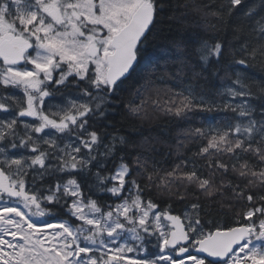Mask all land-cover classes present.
Returning a JSON list of instances; mask_svg holds the SVG:
<instances>
[{"label":"snow or ice","instance_id":"6c2138e0","mask_svg":"<svg viewBox=\"0 0 264 264\" xmlns=\"http://www.w3.org/2000/svg\"><path fill=\"white\" fill-rule=\"evenodd\" d=\"M169 6L0 0V264H264V0H185L153 56ZM196 112L175 145L133 122Z\"/></svg>","mask_w":264,"mask_h":264},{"label":"trees","instance_id":"16d2710c","mask_svg":"<svg viewBox=\"0 0 264 264\" xmlns=\"http://www.w3.org/2000/svg\"><path fill=\"white\" fill-rule=\"evenodd\" d=\"M185 0H169V7L166 9L163 14L162 25H158L157 27L163 26L166 30L170 27L171 32L169 33L168 39H156L152 42V46L149 48V52L153 56H161L163 55V49L166 47H170L171 38L176 37L182 34V31L185 27L188 28L189 31H192L196 28L195 17L192 15H188L183 17L180 20L181 12L183 9L179 8V5L183 4ZM175 9V16L177 17L176 21H169L168 17L173 14V10ZM249 72L258 78L264 73L259 71V67L249 69ZM130 95L128 93L124 94L125 102L130 99ZM222 114L221 113H202L196 112L194 114H190V116L186 119H177L175 117H166L160 114L152 115L151 118L146 119L144 121L135 120L133 121L141 130L144 136L150 137H159L162 140H166L168 143L175 145L177 142V136L181 133L182 129L195 128L200 127L203 124L213 123L215 120H218ZM125 123H129V121H125ZM201 144H206V140H197L195 143L189 145L186 149V154L191 156L192 153L198 151L199 146ZM162 151H166V149L162 148ZM175 156H173L170 161H175ZM227 161V157H223ZM201 164L204 161H200ZM264 191V190H257ZM145 198L151 197L153 200L158 202L161 209L165 208L169 203L167 197L161 196L154 188L151 191H145ZM102 200L107 201V197H101ZM174 213H181L184 209V204L178 203L175 200L171 201ZM246 201H240L239 204L236 205L237 209L244 208ZM215 222L221 226H235L236 217L233 214H229L227 216L217 214L214 217Z\"/></svg>","mask_w":264,"mask_h":264},{"label":"rangeland","instance_id":"374dc122","mask_svg":"<svg viewBox=\"0 0 264 264\" xmlns=\"http://www.w3.org/2000/svg\"><path fill=\"white\" fill-rule=\"evenodd\" d=\"M9 239H10V237H9ZM129 256H133V255H135L134 253H130V254H128Z\"/></svg>","mask_w":264,"mask_h":264},{"label":"flooded vegetation","instance_id":"af4514ba","mask_svg":"<svg viewBox=\"0 0 264 264\" xmlns=\"http://www.w3.org/2000/svg\"><path fill=\"white\" fill-rule=\"evenodd\" d=\"M62 91H63V90H62ZM59 99H60V98H59V97H57V101H56V102H59Z\"/></svg>","mask_w":264,"mask_h":264}]
</instances>
